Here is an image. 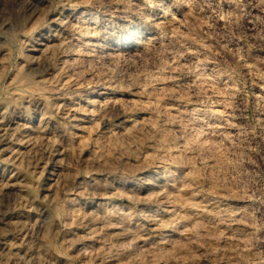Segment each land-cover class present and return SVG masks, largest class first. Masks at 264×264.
Here are the masks:
<instances>
[{"label": "rangeland", "instance_id": "obj_1", "mask_svg": "<svg viewBox=\"0 0 264 264\" xmlns=\"http://www.w3.org/2000/svg\"><path fill=\"white\" fill-rule=\"evenodd\" d=\"M0 57V264H264V0H0Z\"/></svg>", "mask_w": 264, "mask_h": 264}, {"label": "bare ground", "instance_id": "obj_2", "mask_svg": "<svg viewBox=\"0 0 264 264\" xmlns=\"http://www.w3.org/2000/svg\"><path fill=\"white\" fill-rule=\"evenodd\" d=\"M63 13V12H62ZM55 17V16H54ZM73 17V16H72ZM71 19V13L69 12V13H64V14H56V21H57V23H59L60 25H66V24H68V22H69V20ZM71 21V20H70ZM74 21V20H73ZM73 21H72V23H73ZM75 23V22H74ZM70 25V24H69ZM65 27V26H64ZM66 28V27H65ZM69 28V27H68ZM62 31V30H61ZM64 31V30H63ZM52 32V31H51ZM50 32V33H51ZM60 32V31H59ZM49 33V34H50ZM53 33V32H52ZM65 33V32H64ZM64 33H62L63 35H64ZM47 35V34H46ZM50 36V35H49ZM55 36V37H54ZM51 39H48L47 37V39L48 40H46L44 43H42L41 45H39L40 47H38V55H48V56H50L51 57V55L54 53V51H57V50H55V49H57L56 47L58 46V44H60L59 43V39L61 38V36L62 35H58L57 33L54 35ZM60 36V37H59ZM38 39V38H37ZM39 41V40H38ZM39 42H42L41 40L39 41ZM40 44V43H39ZM29 47H30V49H28L29 51L30 50H32L33 51V45L32 44H30L29 45ZM35 48H37L36 46H35ZM36 51V50H35ZM31 55V54H30ZM32 55H33V52H32ZM37 55V56H38ZM33 56H36V55H33ZM1 58V57H0ZM29 58H34V57H29ZM37 58H39V56L37 57ZM49 58V57H48ZM47 58V59H48ZM52 58V57H51ZM1 60V59H0ZM31 60V59H30ZM13 78H15V77H13ZM37 103V102H36ZM36 105V104H35ZM6 108H7V104L4 102V101H0V113H2V115H3V113H5L6 112ZM3 117V116H2ZM1 119V118H0ZM8 120V119H7ZM7 124V123H6ZM3 125V124H2ZM7 126V125H6ZM4 127V126H3ZM3 127H2V129H3ZM1 129V130H2ZM5 129V128H4ZM45 129V128H44ZM0 133H2L1 131H0ZM24 177V176H23ZM26 179V178H25ZM27 180V179H26ZM8 181V180H7ZM20 181V180H19ZM19 181H17V182H19ZM23 181H25V180H23ZM23 181H20V182H23ZM27 182V181H26ZM25 183V182H24ZM23 184V183H22ZM27 184V183H26ZM27 213V212H26ZM26 215V214H25ZM11 218V217H10ZM14 219V220H13ZM12 219V221H7L8 223H11V222H13V223H15V224H18V223H20V221L21 220H23L22 219V215L20 216V215H18V216H15L14 218ZM8 220V219H7ZM26 220V219H25ZM23 222H25V221H23ZM22 223V222H21ZM20 223V224H21ZM22 226V225H21ZM21 226L19 227V228H21ZM13 228V227H12ZM15 229V228H14ZM5 230V229H4ZM3 230V231H4ZM44 230H46V229H44ZM4 235V234H3ZM9 236V235H8ZM9 238V237H8ZM2 239V238H1ZM11 241V240H10ZM9 246V245H8ZM2 248V247H1ZM7 248V247H6ZM5 248V250H7ZM3 250H4V247L1 249V252H3ZM4 250V251H5ZM6 252V251H5ZM4 252V253H5ZM7 252H8V250H7ZM1 254V253H0ZM36 254V253H35Z\"/></svg>", "mask_w": 264, "mask_h": 264}]
</instances>
